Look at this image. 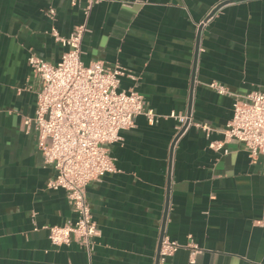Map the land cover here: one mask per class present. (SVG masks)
I'll list each match as a JSON object with an SVG mask.
<instances>
[{
  "label": "crops",
  "instance_id": "obj_1",
  "mask_svg": "<svg viewBox=\"0 0 264 264\" xmlns=\"http://www.w3.org/2000/svg\"><path fill=\"white\" fill-rule=\"evenodd\" d=\"M219 5L196 51L201 22ZM84 7L0 0V264H156L162 237L201 250L191 261L179 249L168 264H264V157L251 160L237 141L209 149L223 139L232 99L206 87L264 92V0H98L82 63L119 66L118 91L142 96L158 122L138 116L108 146L117 172L86 188L98 230L90 251L75 241L50 244L44 227L76 216L63 191L46 190L53 171L24 125L39 89L28 58L58 63L66 48L52 29L68 38ZM172 114L189 125L171 152L179 127ZM197 125L209 127L208 138Z\"/></svg>",
  "mask_w": 264,
  "mask_h": 264
},
{
  "label": "built area",
  "instance_id": "obj_2",
  "mask_svg": "<svg viewBox=\"0 0 264 264\" xmlns=\"http://www.w3.org/2000/svg\"><path fill=\"white\" fill-rule=\"evenodd\" d=\"M70 1L72 4L85 3L84 21L66 39L60 38L52 29L55 42L66 48L58 63L53 65L34 54L29 56L28 65L39 89L34 117L26 119L24 125L34 129L43 163L53 171L45 185L46 190L63 191L76 216L75 221L62 226L44 227L50 244L69 246L75 241L90 251L98 230L86 201L87 186L117 172L108 146L120 141L121 132L133 129L138 116H145L152 126L158 121L146 109L142 96L133 90L118 91L120 78L125 75L119 66L110 68L101 62L83 65L82 41L88 32L89 14L98 0ZM54 14V10L48 11L51 20ZM211 18L203 20L200 27ZM206 87L232 99V118L222 132L223 139L210 142L209 149L219 151L228 142L237 141L244 146L251 160L264 157V92L240 96L231 94L218 83H209ZM171 117L179 124L178 135L189 118L174 114ZM196 128L209 137V127L197 125ZM182 248L190 251L191 261L201 252L193 242L183 247L163 238L157 264H168V259Z\"/></svg>",
  "mask_w": 264,
  "mask_h": 264
},
{
  "label": "water",
  "instance_id": "obj_3",
  "mask_svg": "<svg viewBox=\"0 0 264 264\" xmlns=\"http://www.w3.org/2000/svg\"><path fill=\"white\" fill-rule=\"evenodd\" d=\"M221 7V5L217 6L216 8H214V10H212V12L209 14V16L206 18V20H208L209 18L213 17L214 14L219 10V8ZM205 20V21H206ZM200 33H201V27L199 28L198 30V33H197V40H196V51H197V45H198V42H199V38H200ZM194 81V78L193 80ZM189 107H190V100H189ZM189 125V121H187L185 123V125L183 126L182 130L180 131V133L176 136L175 140L173 141V144H172V147H171V152H172V149H173V146L175 144V142L178 140V138L184 133V131L186 130V128L188 127ZM163 238V237H162ZM162 238L160 239L159 241V246H158V252H159V248H160V244H161V241H162ZM156 264H157V260H158V254H157V257H156Z\"/></svg>",
  "mask_w": 264,
  "mask_h": 264
}]
</instances>
